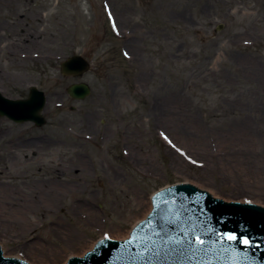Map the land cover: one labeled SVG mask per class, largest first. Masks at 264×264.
<instances>
[{"label": "rangeland", "instance_id": "1", "mask_svg": "<svg viewBox=\"0 0 264 264\" xmlns=\"http://www.w3.org/2000/svg\"><path fill=\"white\" fill-rule=\"evenodd\" d=\"M72 56L81 77L61 75ZM31 86L44 126L0 119V202L18 201L0 219L23 223L0 222L6 256L124 241L161 187L264 208V0H0V91Z\"/></svg>", "mask_w": 264, "mask_h": 264}, {"label": "water", "instance_id": "2", "mask_svg": "<svg viewBox=\"0 0 264 264\" xmlns=\"http://www.w3.org/2000/svg\"><path fill=\"white\" fill-rule=\"evenodd\" d=\"M90 68L82 56L69 57L60 64L61 75L65 77H81ZM66 92L73 100H84L91 89L85 83H74L67 87ZM46 102L44 92L34 86L29 88L26 99L12 100L0 93V119L44 126L42 112ZM207 192L208 188H195L187 184L161 187L151 195V212L147 218L145 216V221L134 227L128 240L125 238L126 241L116 242L103 239L91 252L73 257L66 263L264 264V208L244 205L246 203ZM223 232L236 233L237 241H219L217 236ZM196 234L206 240L202 250L183 243ZM239 237H248L252 245L242 246ZM176 240L182 243H174ZM0 264L28 263L19 255L6 256L0 248Z\"/></svg>", "mask_w": 264, "mask_h": 264}, {"label": "snow or ice", "instance_id": "3", "mask_svg": "<svg viewBox=\"0 0 264 264\" xmlns=\"http://www.w3.org/2000/svg\"><path fill=\"white\" fill-rule=\"evenodd\" d=\"M165 138L167 139V137H165ZM164 203L166 204L167 201H164ZM157 234H159V233H157ZM108 238L109 237L107 235H105L104 239H108ZM217 239L221 242H223V241L235 242V241H237L238 236L234 232H223L217 236ZM173 242L177 243V244L182 243L179 240H176ZM239 242L244 247H250L252 245V241L248 237H239ZM183 243H187L190 248L202 250L204 248V246L206 245V240L203 239L201 235L196 234V235H193V237L190 241H184ZM237 255H238V253H237Z\"/></svg>", "mask_w": 264, "mask_h": 264}, {"label": "bare ground", "instance_id": "4", "mask_svg": "<svg viewBox=\"0 0 264 264\" xmlns=\"http://www.w3.org/2000/svg\"><path fill=\"white\" fill-rule=\"evenodd\" d=\"M210 195H212V194H210ZM14 202H18L17 201V199L15 200V198H11L10 199V202H8V204H6V203H3L2 201L0 202V209L2 208V210L5 208V211L6 212H4V214H9V212L11 211L10 209H11V207H15L14 206ZM149 203H151L152 204V197H151V202H150V199H149ZM4 204V205H3ZM17 206V205H16ZM256 206V205H255ZM4 207V208H3ZM24 208V207H23ZM2 210H0V212H3ZM21 209L20 210H17V211H15L20 217L21 216H23L24 214L23 213H21ZM149 211V213L151 212V210H150V206H149V204L146 206V209H145V211H144V213L142 214V217H144L146 214H147V212ZM142 217H140V218H138V219H141ZM5 219H0V222H2V224H4V226H6V227H8V228H10V226L12 227V226H21L23 223L20 221L21 219H19V218H13V217H10V216H8V217H4ZM138 219H136V220H138ZM128 234L130 235V233L128 232ZM128 237V235H126V231L123 233V234H121V235H118L117 237ZM84 245H86L87 246V248L85 249V250H87V249H90V248H92V242L91 243H88V242H86V243H84ZM93 250V249H92ZM76 256H80V255H77L76 254ZM64 262H66V260H64L63 262H61V263H59V264H64Z\"/></svg>", "mask_w": 264, "mask_h": 264}]
</instances>
